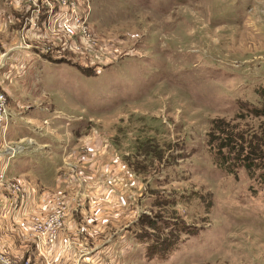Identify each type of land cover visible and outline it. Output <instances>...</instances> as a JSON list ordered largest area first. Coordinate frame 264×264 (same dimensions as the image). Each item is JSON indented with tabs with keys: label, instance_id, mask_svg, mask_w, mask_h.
Segmentation results:
<instances>
[{
	"label": "rangeland",
	"instance_id": "obj_1",
	"mask_svg": "<svg viewBox=\"0 0 264 264\" xmlns=\"http://www.w3.org/2000/svg\"><path fill=\"white\" fill-rule=\"evenodd\" d=\"M72 1L81 48L31 25L33 0H0V64L20 40L35 57L8 69L37 75L0 68L25 138L5 191L24 200L37 177L55 243L75 232L93 264H264V0ZM36 142L61 148L62 174L44 176ZM20 164L37 168L20 181Z\"/></svg>",
	"mask_w": 264,
	"mask_h": 264
},
{
	"label": "crops",
	"instance_id": "obj_2",
	"mask_svg": "<svg viewBox=\"0 0 264 264\" xmlns=\"http://www.w3.org/2000/svg\"><path fill=\"white\" fill-rule=\"evenodd\" d=\"M19 44H21L20 40L18 41L17 46L11 49V51H8L5 59H3L2 67L4 68L2 69V71L0 70L1 73L3 74V76H13L10 78L17 80H21L23 78H31L34 76L37 77L35 73L26 72V70L24 74H20L15 73L17 71L16 69H8V65L10 67L13 62H20L22 60L21 58L23 56L16 59H14V57H11V55L15 52L25 53L28 58H30V60L35 57L31 53V51L29 52L27 50L30 47L27 48L23 46L25 44H23L21 47ZM11 71L14 72L12 73ZM0 78H2V75L0 76ZM18 82L19 85L17 86H20V89L26 87L25 82ZM6 88H8L7 85ZM10 131L11 133L6 132L4 135H0V172L4 171L6 177L7 175L10 176V164L15 161L17 155L21 152V150L24 149L22 146H20L19 142L25 139L24 137L18 136L15 130L12 129ZM29 139L32 141V138ZM35 144L37 145L33 146L32 148L36 150V154L41 156L46 154L47 159L50 160L51 166L49 165L45 170L44 176L53 174L52 178L54 179L55 174H62L65 169L63 168L62 162L60 160L62 154L61 148H57L56 150L50 148L44 143L38 144V142H36ZM59 145L62 146V144ZM17 167L19 168L17 170L15 167H11L14 171L12 174L14 178L20 181L25 180L24 177L26 176H24V174H26V169L37 168V166L35 168H32L30 166L26 167L23 164L17 165ZM36 171L39 173L38 170ZM28 172L33 171L29 170ZM37 172L34 173L38 174ZM61 174L59 175L61 178H63ZM34 178H29L27 182L25 191L28 196H26L24 200L21 199L20 192L18 195H14L13 193L10 194L8 191H5L4 186H2L3 184H1L0 182V264H23L27 261L30 264H80V262L81 264H93V254L91 253L94 251V249L89 250L90 252L86 255H84L85 253L82 255L79 254L81 255L79 257L78 245L79 243L83 244V242L79 241V237L77 234H75V232L71 231L70 233H66L60 231L58 234L57 242L52 247L48 246L45 248L39 245L40 243L35 238L30 236L29 222L31 214H47L52 205V200L49 199L51 197L47 196L45 199L44 194H46L47 191L44 188H41L38 178ZM43 190L46 192H43ZM52 191H56V189H51L50 192ZM52 195L53 193H51V196ZM67 236L74 238L75 242L70 245L66 244L65 239ZM99 250L100 249L97 248V250H95L94 252H97ZM83 259H87V261H83Z\"/></svg>",
	"mask_w": 264,
	"mask_h": 264
},
{
	"label": "built area",
	"instance_id": "obj_3",
	"mask_svg": "<svg viewBox=\"0 0 264 264\" xmlns=\"http://www.w3.org/2000/svg\"><path fill=\"white\" fill-rule=\"evenodd\" d=\"M19 2L20 0H14ZM33 0L34 7L31 25L38 22L34 19L42 14L41 23L43 29L49 31L51 28L57 27L69 38H77V48L91 40V33L87 24L84 13L81 12L78 5L72 0H42L41 4ZM52 24V26H51ZM22 42V41H21ZM21 47L23 44H19ZM24 46V45H23ZM3 63L0 64V67ZM10 124V115L8 101L5 94L0 88V135L7 132ZM4 171L0 172V182L3 179ZM60 215L57 212H49L47 214H33L31 216V233L44 245H53L57 239L58 224Z\"/></svg>",
	"mask_w": 264,
	"mask_h": 264
}]
</instances>
